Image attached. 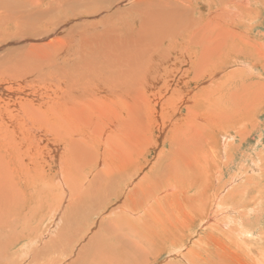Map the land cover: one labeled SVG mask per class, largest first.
<instances>
[{"label": "rangeland", "instance_id": "obj_1", "mask_svg": "<svg viewBox=\"0 0 264 264\" xmlns=\"http://www.w3.org/2000/svg\"><path fill=\"white\" fill-rule=\"evenodd\" d=\"M173 1L178 2V4H176L174 8H171L172 11H175V8L186 6L187 8L185 9L189 12L186 17L189 20L192 18L194 23H200L198 27L199 30H204L207 34L210 32L209 30L212 29L211 27L215 28L219 25L215 20L216 16L217 18H223L224 16L220 15L221 13L218 11L219 8L223 7L216 5L217 3L213 2L214 0H211L213 4L210 0V2H208V0ZM230 1L231 4L228 5L229 9L231 13L234 12L235 14V10L232 11L231 9H234L233 7L236 4L232 0ZM258 1L259 0H247L249 6L247 4L246 6L238 4L243 9L240 10L244 13L246 12L247 15L235 22L230 19L229 22L234 24L238 29L236 34L239 36H234L233 38L229 37L227 25L224 22L222 23L221 28L223 29V34L221 33L220 40L225 39L224 51L229 52L230 50L234 52H226V54L222 52V54L218 53L216 55L202 56L206 59V66L202 71L197 70L199 68V57L192 56L189 58L186 53L187 44H190L195 38H200V36L204 34L203 32L199 37L194 36L191 41H189L190 34L182 33L178 39L173 41L174 43L171 42V39L164 42V45L166 44L168 47V57L172 59L162 64L161 68L158 67V75H152L159 77L158 83L154 86L155 90L152 92L150 90L149 93L153 106L147 110L145 117H143L137 125L138 133H134L132 137L134 139L132 146H134L131 152L127 153L130 156L129 160L126 158V164L117 156L119 153H117V151L115 153L114 151L115 156H117L114 159L117 168L124 172H121L117 179L114 176L110 179H105V182H102L100 186L98 184V193L100 196L95 200L94 206L91 209L84 211L80 215L79 233L81 234L83 230L87 231V233L88 231H93L89 236L86 235L88 241L91 239L94 242V244L89 242V244H91V253L87 259V264H96L98 262V259L95 258L92 252H94L97 247L99 248V243L118 257L120 262L114 264H123L121 262V256L123 255H127L128 257H126V259L130 262L134 261L135 264H264V0H261L262 3ZM110 2L108 3L109 7H102L104 9L103 11L100 12L97 8L98 12L93 13V10H90L88 6V1L84 2L83 0H0V73H2L0 74V93L1 91H5V93L8 92L18 95V92L22 91L23 87L19 86L17 74L15 75L13 69L10 67H12V64L16 60V62H19L21 59L20 56L25 55V49H27L25 47H28V49L35 48L52 42L53 47H50L49 50L42 51L41 49H36L34 53L35 55L39 54V56L51 57L50 61L54 63H57L59 60L56 68L61 70L60 64L64 57H60L61 59L58 58V51L61 52V56H66L65 58L69 59L70 57L72 63L78 62L74 60L76 57H80V59L89 58V61H91V56L82 57V55H84L83 48L86 44V40L87 44H89V41H97L99 42V66H102V62L107 59L110 60L109 56L111 55H107V47H105V44L114 36H117V33L111 31L113 26L117 28L116 26L123 25V23H121V18H124L128 25L121 26L120 30L123 31L128 28L130 34H135L136 41L140 42L141 35H139L140 29L138 28H140L142 24L140 20L137 21V18L133 19L134 14L132 13V9H136L135 7H137L134 5L138 4L139 10H136L142 13L149 9L145 8L148 5L157 8V4H161V0H111ZM57 7H61V10L57 12L59 14L56 17L52 16L51 13H54L53 11L58 9ZM140 8H145V10ZM39 10H42V12ZM47 10H49V12ZM251 10L253 11L251 12ZM183 11L182 13L185 14ZM248 11L250 12L248 13ZM37 13L39 15L38 17L35 16ZM119 13L120 15H118ZM42 14H45V16ZM123 14L125 16H123ZM46 17H49L47 19L48 21L49 19L51 20L50 23L43 20L46 19ZM60 19L63 21L57 23ZM103 19L106 20V24L99 23ZM37 21H40L39 27L35 23ZM31 23L36 25L29 31L28 34L30 36H26L25 38L20 35L18 36V31L22 30L24 33L23 29L30 27L28 25H31ZM94 23H99L100 25L96 24L92 27L91 25ZM135 27L137 30H135ZM34 30H36L35 32L38 31L35 36L33 34L35 33ZM49 31L50 34L44 37L43 35L47 32L49 33ZM94 32L99 33V36L93 38L91 34ZM37 34H40L39 38ZM146 35L144 36L146 37V44L142 47H147V50L152 47V50L148 52L149 54L147 52L142 54L140 53L142 50L134 49L138 53L137 60H139L140 57L152 60L151 55L153 52L155 54L153 45L162 41V39L154 35ZM208 40L211 41L213 38H209ZM177 42L178 44H176ZM217 48L216 50L221 52L220 50L222 49L219 47ZM245 48H250L249 50L252 51L250 56L248 54L244 56L238 55L235 52V50ZM103 49H105V52ZM190 49L194 50L192 47ZM132 60H134V62H130V65H132L134 69L138 62L133 58ZM115 62L114 64L112 63L114 65L113 71L120 68L119 62H116V64ZM112 64L111 67H113ZM253 66L255 69H247V67L253 68ZM6 70L8 71L6 72ZM76 70L75 66L71 65V68L66 71L56 72L53 70L50 73L64 72L76 76ZM87 70L89 71V69L85 68L86 73ZM99 72L101 73V75L99 73V83H102V78L106 77L107 74L102 71V68H99ZM46 73H44V77L41 79L35 78L32 84L35 86L37 83L36 80H39V82H42L39 84L40 88H46L50 86V84L55 86V82L50 83L49 76H47ZM250 73L255 75L249 76ZM54 77L57 79L56 83L59 82V79L66 78V76L56 75H54ZM118 78L119 76L116 80ZM179 78L181 81H179ZM185 82H187L188 85L182 87ZM26 85H28V83ZM107 85L112 87L113 83L109 82ZM167 97L168 100L164 102ZM15 98L19 99V96ZM7 102L5 98L3 102L0 101V143L4 144L8 139L3 138L6 134L3 133L1 135V129L5 130L6 121L4 118L7 117V113L9 112L6 111V109L9 110V104H11L9 101ZM155 103H158V106H154ZM12 106L13 105H10V107ZM99 127L105 129L104 124L99 125ZM192 127L195 129H192ZM178 130V135H176ZM195 130L197 132H195ZM226 135L229 136H227L226 144L223 146L222 138ZM114 136L117 137L116 140H114ZM181 138L184 141H180ZM230 138L231 141L229 140ZM211 139L212 142L209 143ZM201 140L203 141L201 142ZM207 140L208 142H205ZM123 141H125V137L121 140L119 136L113 135L110 146L113 143L117 144L119 142L121 144V150L125 152V144ZM175 141L178 143V148L174 153L175 157L179 155L185 156L189 158L185 161L189 164L198 161L192 164L194 170L197 168V171L202 172L201 174L203 176L205 174L210 178L208 179L210 180L209 183L206 184L208 189L201 188L203 185L200 187V190H202L200 196L201 201L192 200L186 202L188 198L193 199L194 197H192L191 194L186 195L185 193H181L184 187L179 184V190L173 194L164 195L163 193L161 197H157V194H155L152 207L156 208V210L154 212H147V216L145 214V217L141 218L142 223L138 225H133L134 220L137 218H133L123 211L117 212L114 217L107 215L111 209L116 206L120 207L123 202L129 201V194H133L136 191L137 188L135 186L126 189L125 184H139L141 181L140 178H136L133 180L134 182H128L126 180L128 179L126 177V172L136 177V174L140 171H144L148 182L146 187H143V191L146 192L147 190V192H153L156 183L150 179V177L161 172L164 163L165 165L167 164L166 158L171 153L172 147L174 149ZM196 142L199 145L201 143V146H198ZM210 144H212V147ZM189 146H191V148ZM87 151L90 153V148H87ZM8 154L11 155L10 153H7V155ZM59 154L60 151L58 152V156ZM8 158L10 159L11 157L8 156ZM12 158L13 161L20 164V161L15 157ZM34 161H36L35 165H37V162L40 160L32 157L29 164V166H31L29 172L25 175H23V172H20L16 180L21 181L19 188L23 191L24 195H26V200L30 202L35 201L37 203L33 209L38 210L42 208L41 213L42 211L44 212L42 215L39 213V215L35 217L36 220L32 221L35 223L25 232V229L19 232L15 227L12 230L4 229L3 224L6 225V222L0 221V249H6V251L3 252L6 262H8V258L11 257L16 259V256H19L17 259H21L22 255L20 257V254L26 253L21 251V249L24 250L22 247L33 246L37 248V244L30 243L31 241L27 240L21 241L13 247L9 244V240H5L6 236L12 238L14 234H30L32 229L40 230V232H43L42 235H49L48 233L54 230L52 226L54 224L56 225L57 222L51 219L42 223L45 216H49V214L46 213L47 207H45V204L53 200L52 207L58 204L57 208L60 206L62 210L63 207L66 208L69 197L72 199L71 195L77 193L72 191L67 194L63 186L59 187L61 183L58 182H61V180H56V173H59L60 166L59 164H55V160L50 162L49 159H45V161H42L45 162L43 164L39 162L38 167L42 170L34 168ZM90 162L95 167L93 160H90ZM201 167L203 168L202 170ZM89 168L91 169V166H89ZM100 168L98 167V170ZM96 169L97 168L94 170ZM192 171L193 170L190 169L191 173ZM203 171L206 173H203ZM37 173L39 176L33 180V176L37 175ZM75 174L77 175L75 177L78 179L79 174V180H81L83 175L81 171L77 169ZM91 176L92 175H90V177ZM55 180L56 183H58L57 185L55 184ZM137 180L139 182H137ZM51 181H53L54 184L53 182L51 183ZM198 182L199 179H197L195 185H197ZM110 183L113 184V188L103 189ZM143 183H145V181H143ZM66 187L71 188L74 187V185H71V182L68 181ZM195 195L197 196L198 194ZM137 196L142 201L145 197L142 193ZM67 198L68 201H66ZM202 199L205 201H202ZM207 199L209 206L206 207L203 205V202H206ZM223 200H225L226 204ZM196 201L200 202V205L202 204L200 206L201 208H199L201 209L200 211L196 210L198 205ZM2 205L3 204L0 203V208L3 207ZM225 205L227 208L233 207V209L228 208L226 211ZM183 207H188L185 209L186 211H188L189 208L190 210L193 208V212L196 213V216L195 214L189 213L190 216L185 223L190 221L191 224L187 226L182 225V211H185ZM43 208L46 209L43 210ZM205 209H207L208 212ZM149 210H151V208H149ZM233 210L237 211L235 212ZM96 211L98 213V218L93 220L95 216L93 212ZM58 212L59 210L56 211L55 216L58 215ZM152 212L153 214L148 221V215ZM205 213H207L206 216ZM232 213L235 214V217ZM158 214L161 220L168 219L167 224H169L170 227L168 226V229L163 230L161 235L156 238L153 232L145 233L147 229H145V226L147 222L149 225L155 220V224H151L150 227L153 231H156L155 226H157L158 221L156 219ZM207 216L209 219L205 218ZM236 216L238 218H236ZM29 217L31 218V216ZM229 217L230 219H228ZM232 219L234 222L231 221ZM235 220H238L237 223ZM241 221H243V223ZM92 222L93 224L89 228ZM234 223L236 224L233 225ZM241 225L242 228L245 227L243 230L246 229L247 232L242 229V232L240 231L239 228H241ZM237 226H239V228ZM244 232H246V234ZM252 235L253 237H251ZM46 238L48 237L46 236ZM51 238L55 237L51 236ZM109 238L112 240H108ZM176 245L181 246L178 249L171 247ZM171 248L175 249L171 250ZM36 251L37 250H35V254H37ZM136 252L142 256L141 259L135 257L133 260L132 257L134 255L132 253ZM53 254H56V256L53 255L56 260H61L60 258L65 257H59L58 253ZM53 256L51 254V256L47 257L48 259L51 257L49 261L54 259L52 258ZM100 257L101 254H99V259ZM30 258H32V256H30ZM38 261L37 264H46L44 258ZM20 264H22V262Z\"/></svg>", "mask_w": 264, "mask_h": 264}, {"label": "bare ground", "instance_id": "obj_2", "mask_svg": "<svg viewBox=\"0 0 264 264\" xmlns=\"http://www.w3.org/2000/svg\"><path fill=\"white\" fill-rule=\"evenodd\" d=\"M83 1L84 2L88 1V6L90 7V10H93V13H96L98 12L97 8L101 12L104 10L103 8L109 7L108 3L111 0H83ZM210 1L208 0V2ZM232 1L236 4L233 7L234 9H231L232 11L235 10V14L234 12L231 13L229 9L228 5L231 4L230 0H214L213 1L217 3L216 5H220L223 7V8H219L218 11H220L221 13L220 15H224V16L223 18H220V17L217 18V16L214 15L216 16L215 20L217 21V23H219V25L216 26L215 28L211 27L212 29L209 30L210 32L208 34L204 32V30L202 31L199 30L198 27L200 23H194L192 18L191 20H189L186 17L189 14L188 10L185 9L187 8L186 6H183L182 8H175V11L171 10V8H174L175 5L178 4V2H174L173 0H161V4H157V8H155L152 5H148L145 7V8H149L148 10H145V8H140V9L145 10L142 13L141 11H137L139 10L138 9L139 7H138V4L137 5L135 4L134 6H137L135 7L137 10L132 9V13L134 14L133 19L137 18V21L140 20L142 24V26L140 25L141 27L138 28L140 29L139 35H141L140 42L136 41L135 34L131 35L128 28L124 29L123 31L120 30L121 26L128 25V23H126V20L124 18H121V23H123V25H118L116 26L117 28H114L115 26H113L111 30L113 33H117V36H114L111 40H109L105 44V47H107V50H106L107 55H110V54L111 55L109 56L110 60L107 59L102 62V66H99V59H100L99 58V42L97 41H94V42L89 41V44H87V40H86V44L84 45V48H83L84 55H82V57L91 56L92 58L91 61H89V58L80 59V57H76L74 60L78 62L72 63V60L70 57L69 59L65 58L66 56L64 55L61 56L62 55L61 52L58 51L57 52V54H59L58 58L64 57L60 64L61 70L59 68H56L57 64L59 63V60L57 63H54L53 61L52 62L50 61L51 57L39 56V54L35 55L34 53V50L36 49H41L42 51L49 50L50 47L51 48L53 47L52 42L50 43L48 42L47 44H44L43 46H39L35 48L28 49V47H25L27 48L25 49L26 51L25 55L20 56L21 59L19 60V62H16L17 60L15 59L16 61L12 64V67H10L11 69H13V72L15 73V75L17 74V77L19 79L17 80L19 82V86L23 87L22 91H19L18 95L10 94L8 92L5 93V91H1L0 93V101L3 102L5 98L6 102L9 101V103H11L9 104V110L6 109V111H9L7 113V117L6 118L3 117L6 121L5 130L1 129L2 131L1 135L3 133L6 134L4 135L3 138H7L8 140L5 144L0 143V203L3 204L2 205L3 207L0 208V217H1L0 221L6 222V225L2 223L4 226V229L12 230L15 227L16 230H18L19 232L23 231L24 229H25L24 230L25 232L31 225L35 223V222H32L36 220L35 217H37L39 213H41L42 208H39L38 210L33 209L35 204H37L35 201L30 202L26 200V195H24L23 191L19 188V184L21 183V181L16 180L20 172H23V175L29 172V168L31 167L29 166V164H30V160L32 157L36 158L37 160H40L37 162V165H35L36 161L33 162L34 168H38L37 170H42L41 168L38 167L39 162L43 164L45 162H42V161H45V159H49L50 162L52 160H55V164L56 165L59 164L60 166L59 173H56V180L57 181L61 180V182H58V183H61L59 187L63 186V189L64 191L65 190L67 191V194L71 193L72 191H75L77 193L75 195L69 194L72 196V199H70L69 197V201H68V198H67L66 201H68L67 202L68 204L66 208L63 207L62 210L60 209L61 208L60 206L57 208L58 204L55 205L56 207L55 206H53L54 208L52 207L53 200H50L49 202H47L46 203L47 205L45 204V207H47L48 212L46 208H43V210L46 209V213L49 214V216L44 215L45 219L42 221V223H44L46 220H51V219H53L54 222L55 221L57 222L56 225L54 224L55 226L54 225L52 226L54 227V230L52 232H49L48 233L49 235L47 234L42 235L43 232H40V230L32 229V232H30V234L29 233L25 235H23V233L22 235H20L21 233L14 234L12 238L11 237L9 238L8 236H6L5 240L6 241L9 240V244H11L13 247L15 246V244L17 245L21 241L27 240V241H31L30 243L37 244V248L33 246L26 247L25 245H23L25 247H22L24 250L21 249V251L26 252V253L20 254V257L22 255L21 259H17L19 256H16L17 257L16 259L15 258L13 259L11 257V258H8V262L5 261V257L3 253L6 251V249H0V258H3V259H0V264H18V263L20 264L21 262L22 264H25V263L26 264H37L39 262L38 260L39 259L41 260V258H44V261L46 262V264H87V259L91 253V248H90L91 244H89V242L93 244L94 242L91 239L88 241L86 238V235L89 236L90 234L93 233V231H90V232L88 231L87 233V231L83 230L81 234L79 233L80 215L84 211L91 209L94 206L95 200L100 196V194L98 193V184L100 186L102 182H105V179H110L114 176L117 179L118 175L121 172H124V171H120L117 168V165L114 159L118 156L123 161L124 164H126V158H128L129 160L130 155L127 153L131 152L132 147L134 146V145L132 146L133 144L132 142L134 140L132 137L134 133L136 134L138 133L137 125L140 123V120L143 117H145L147 110L153 106L150 100L151 98L149 96V93H150V90L151 92L155 90L154 86L155 84L158 83L159 77L152 76V75L158 73V67L161 68L162 64L167 63L172 59L168 57L169 56L168 47L166 46V44L164 45V42L167 41L168 39H171V42H173L175 39H178L182 33L190 34L189 41H191L194 38V36L199 37V35H201V33L203 32L204 34L201 35L200 38H195L194 40L190 42V44H187L188 46L187 53H186L187 56L189 58H191L192 56L199 57L198 59L199 68L197 69L198 71L204 70L206 66V61H205L206 59H204L202 56L216 55L218 53L222 54V52L225 54L226 52L227 53L234 52L230 50L229 52L224 51L225 39L220 40V36L223 31L221 26L223 22L227 25V28L229 30V37L233 38L234 36H239L238 34H236L238 29L235 27L234 24H231L229 21L230 19H232L233 22H235L236 20H240L245 15H247L246 12L244 13L243 11L240 10L242 8L239 5L246 6V4L248 5V3H247V0H232ZM259 1L261 2V0ZM57 8L58 9H55L53 11L54 13H51L52 16L56 17L59 14L57 12L61 10V7H57ZM191 9H190V12H191ZM253 10H251V12ZM39 11L42 12V10H39ZM47 11L49 12V10ZM182 11L185 14H183ZM249 12L250 11H248V13ZM42 15L45 16V14H42ZM118 15H120V13ZM35 16L38 17L39 16L38 13ZM123 16L125 15L123 14ZM47 18L49 17H46V19H43V20H45L47 23H50L51 20L49 19L48 21ZM62 21L63 20L60 19L59 22L57 23H61ZM39 22L38 21L35 22L38 27L40 24ZM99 23L106 24L107 22L106 20L103 19ZM99 23H94L91 26L93 27ZM36 24L33 25L31 23V25L33 26L29 24L28 26L30 27H26L25 29H23L24 33L22 32V30H19L18 36L20 35L21 37H24V38L26 36H30L28 33L32 28L35 27ZM135 30H137L136 27H135ZM35 31L36 30H34V32ZM37 32L33 33L34 36L36 35ZM49 34H50V31L49 33L48 32L45 33V35L43 36L47 37ZM146 34H151V35H154L155 37H159L160 39H162V41L157 42L156 40L157 43L154 42L155 44L153 45V49L155 51V54L154 52L152 53L151 55L152 60H147L144 57H140L139 60H137L138 53L135 50H139V49L142 50L140 52L142 54H144V52L148 53L152 50V47H150L149 50H147V47H142L146 44L145 43L146 37H144ZM91 36L93 38H96L99 36V33L94 32L91 34ZM37 37L39 38L40 34H37ZM209 38L210 39L213 38V40L209 41L208 40ZM222 42H223V45H222ZM176 44H178V42ZM191 47L194 50H191L190 49ZM217 47L222 49L220 50L221 52H218L216 50L218 49ZM249 49L250 48L235 50V52L238 55L244 56L248 54L250 56L252 51H250ZM103 50L105 52V49ZM132 58L138 62L135 65L134 69L132 68V65H130V62H134ZM113 61L119 62L120 64V68H117L118 70L116 71L115 70L113 71L114 69ZM111 64L113 65V67H111ZM71 65H74L75 68L77 69L76 70L77 73L75 74L76 76L72 74L70 75L64 72L63 73H50L53 70L56 72L66 71L67 69L71 68ZM85 68L89 69V71L87 70V73L85 72ZM99 68L100 69L102 68V71L105 72V74H107L106 77L102 78V83L100 82L101 84L99 83V73H100ZM247 69L251 70V69H255V67L254 66L253 68L247 67ZM7 71L8 70H6V72ZM44 73H46L47 76H49L50 83L55 82V86H52L50 84V86L46 88L44 87L40 88L39 84H41L42 82H39V80H36L37 83L35 86L32 84V81L35 78H40V79L43 78ZM46 74H45V77H46ZM54 75L66 76V78L64 77L63 79H59V82L56 83L57 79L54 77ZM251 75L254 76L255 74L253 75L252 73H250L249 76ZM118 76L119 78L116 80ZM179 81H181L180 78H179ZM109 82L113 83L112 87H109L107 85V83ZM27 83L28 85H26ZM183 85L184 86L182 87H185L188 84L187 82H185ZM17 96H19V99L15 98ZM167 100H168V97L164 100V102H166ZM163 103H162V106H163ZM10 105H13V106L10 107ZM154 106H158V103H155ZM140 107H143V108H140ZM101 124L105 125V129L99 127V125ZM193 128L194 127H192V129ZM178 132L179 130L177 131L176 135H178ZM195 132L197 131L195 130ZM113 135L119 136L121 140H123L125 137V141H123L125 144V152L121 150V144L119 142L117 144L113 143L110 146L111 138ZM227 136L229 135H226L222 138L223 146H225L226 144ZM231 138L229 139L230 141H231ZM116 139L117 137L114 136V140ZM200 139H201V135H200ZM181 140L183 139L181 138L180 141ZM202 141L203 140H201V142ZM175 142L176 143L174 144V149L172 147L171 153L166 158L167 164L165 165L164 163L161 172H158L155 176L150 177V179H152L156 183L154 185L155 189L153 190V192L150 193L149 191L147 192V190L146 192L143 191L144 190L143 187H146L147 182H148V179L144 171H140L138 174H136V177L135 175H131L129 174V172H126L127 173L126 177L128 178L126 180L128 182H134L133 180L136 178H140L141 181L139 182L137 180L139 184L138 183L125 184L126 189L129 187L135 186L137 188L136 191L133 194H129V201L123 202L120 207L116 206L115 208L111 209V211L107 215H109L110 217L112 216L114 217L115 214H117V212L119 213L123 211L131 215V217L137 218L134 220L133 225L134 226L138 225L142 223L141 218L145 217V214L147 216V212H150V211L154 212L156 210V208L152 207V205L154 204V200H155L154 195L157 194V197H161L163 193L164 195L173 194L179 190V187H178L179 184L182 187H184L181 193H185L186 195L191 194V196L194 197L193 199L188 198L186 202L192 201V200L201 201L200 196H201L202 190L200 189L201 188L208 189L206 184L209 183L210 180L208 179L210 178L208 177V175L206 176L205 174L203 176L201 174L202 172L197 171V168L196 170H194V168L192 167V164H195L198 161H195L194 163L189 164L185 162L186 159H189V158L185 156H181V155H179L178 157H175L174 153H175V150L178 148V143L177 141ZM205 142H208V140ZM211 142H212V139L209 140V143ZM8 143H9V146H8ZM196 144L198 143L196 142ZM210 145L212 147V144ZM198 146H201V143L200 145L198 144ZM189 147L191 148V146ZM87 148L88 149L90 148V150L93 153L91 151L89 153V151H87ZM59 151H60V154L58 156ZM114 151L115 153L117 151V153L119 154L115 156ZM7 153H10L12 156L9 154L7 155ZM8 156H10L11 158L9 159ZM61 156H62V162H61ZM12 157H15L18 161H20V164H17L15 161H13ZM90 160H93V162L95 163V167L92 165ZM89 166H91V169L89 168ZM98 167L99 168L101 167V168L98 170ZM95 168L97 169L94 170ZM77 169L81 171V174H83L81 180H79L80 179L79 174H78L79 179L75 177L77 176L75 174V171ZM190 169L193 170L192 173L190 172ZM202 169L203 168L201 167V170ZM203 173H206V172L203 171ZM90 175L92 176L90 177ZM38 176H39L38 173L37 175H34L33 180H35ZM197 179H199V182L197 185H195V183L197 182ZM56 180H55V184L57 185L58 183H56ZM68 181L71 182V185H74V187L67 188L66 185ZM143 181H145V183H143ZM52 182L53 181H51V183ZM202 185L203 187H201ZM109 188H113V184L110 183L109 185L105 186L103 189H109ZM140 193L144 194L145 196L143 201L137 196ZM146 193H147V196H146ZM195 194H198V195L196 196ZM238 196H239V193H238ZM202 201H205V200L202 199ZM223 201L225 203V200ZM197 203H198L197 207L195 206L196 210L200 211L201 209L199 208H201L200 206L202 204L200 205V202H197ZM203 203H204L203 204L204 206L206 207L209 206L208 199L206 202H203ZM149 208H151V210H149ZM187 208L188 207H183V210ZM228 208L233 209V207H228ZM228 208L226 207V211L228 210ZM56 209L59 210L57 216H55V213L57 211ZM205 210L208 212L207 209ZM239 210H242V209H239ZM233 211L236 212L237 210H233ZM43 212L44 211H42V213ZM153 212L148 215V221L151 215L153 214ZM93 213L95 214L93 220H95L96 218H98V213L97 211ZM189 213L195 214L196 216V213L193 212V208L192 210H190L189 208L188 211L186 210L182 211V217H183L182 225L183 226L184 225L187 226L188 224H191L190 221L188 223H185L186 220L190 216ZM206 214L207 213H205V216ZM29 216H31V218ZM234 217H235V214H234ZM205 218L209 219L208 216ZM236 218L238 217L236 216ZM228 219H230V217ZM233 219L231 220L232 222H234ZM156 220L158 221L157 226H155L156 231H153L150 227L151 224H155V220H154L149 225L147 222L145 226V229L147 228L145 233L153 232L154 237L157 238L159 235H161V232L165 229H168V226L170 227V225L167 224L168 219L161 220L159 214L157 215ZM241 222L243 223V221ZM236 223H234L233 225H235ZM92 224L93 222L91 223L89 228L92 226ZM237 227L239 228V226ZM240 227H241L239 228L240 231L241 229L243 230L245 228V227L242 228V225ZM96 229H97V224H96ZM243 231H246V229ZM246 232L244 233L246 234ZM46 236L48 238H46ZM51 236L55 238H51ZM251 237H253V235ZM108 240H112V239L109 238ZM180 246L181 245H176V246H171V247H175L176 249H178ZM175 248H171V250H174ZM94 249H95V246H94ZM35 250H37L36 251L37 254H35ZM53 253H58L59 257L60 256H65V257L60 258L61 260H56V258L54 257L56 256V254H53ZM92 253L94 254L95 258L98 259V262L96 264H99V261H100V264H114L116 262H120L118 257H116L109 250H107V248L101 246L100 243H99V248L97 247L96 250H94V252ZM51 254L52 256L54 255L52 257L54 259L49 261L51 257L49 259L47 257L51 256ZM99 254H101L100 259H99ZM132 254L134 255L132 257L133 260L135 259V257L138 259L142 258V256L139 255L137 252L132 253ZM30 256H32V258H30ZM126 257L128 256L127 255L121 256V262L123 264L124 263L135 264L134 261H131V262L128 261Z\"/></svg>", "mask_w": 264, "mask_h": 264}]
</instances>
